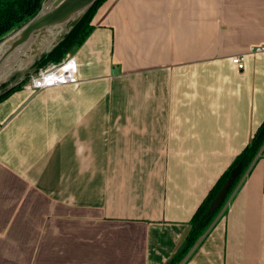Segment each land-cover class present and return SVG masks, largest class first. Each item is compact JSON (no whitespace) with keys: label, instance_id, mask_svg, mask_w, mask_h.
Returning <instances> with one entry per match:
<instances>
[{"label":"crops","instance_id":"obj_1","mask_svg":"<svg viewBox=\"0 0 264 264\" xmlns=\"http://www.w3.org/2000/svg\"><path fill=\"white\" fill-rule=\"evenodd\" d=\"M91 23L75 83L0 101V264H167L264 119V0H106ZM179 264H264V145Z\"/></svg>","mask_w":264,"mask_h":264},{"label":"trees","instance_id":"obj_2","mask_svg":"<svg viewBox=\"0 0 264 264\" xmlns=\"http://www.w3.org/2000/svg\"><path fill=\"white\" fill-rule=\"evenodd\" d=\"M105 1L106 0H96L94 4L89 7L84 14H82L78 22L64 34L63 38L50 51L43 53L34 65L36 67H43L50 63H57L61 61L67 53L83 44L93 30L91 21L97 9ZM42 2L43 0H0V39L5 34L16 29L29 18L34 16L40 9ZM28 79L29 78H26L6 91L0 93V101L4 100L12 92L21 88ZM3 86L4 84H1L0 88ZM263 145L264 119L254 132L247 145L235 156L229 166L223 171L215 184L209 190L205 198L201 201L192 215L190 228L182 246L169 260V262H167V264H179L186 257L190 256L199 242H201L207 234L209 227L213 224L215 217L226 203L238 182L244 174H247L251 170L255 158ZM238 164H240V171L233 180L230 188L227 190L224 200L214 212L209 213L206 217L202 218L203 213L207 210L210 202L213 200L222 184L229 176L230 171Z\"/></svg>","mask_w":264,"mask_h":264},{"label":"water","instance_id":"obj_3","mask_svg":"<svg viewBox=\"0 0 264 264\" xmlns=\"http://www.w3.org/2000/svg\"><path fill=\"white\" fill-rule=\"evenodd\" d=\"M96 0H43L37 13L0 39V93L26 78L36 75L53 63L36 67L41 55L50 51ZM34 65V66H33ZM240 171H231L210 202L202 218L214 212Z\"/></svg>","mask_w":264,"mask_h":264},{"label":"built area","instance_id":"obj_4","mask_svg":"<svg viewBox=\"0 0 264 264\" xmlns=\"http://www.w3.org/2000/svg\"><path fill=\"white\" fill-rule=\"evenodd\" d=\"M264 51V46L255 47L252 52ZM232 64L242 70L245 66V55H234L231 57ZM77 81V61L75 56L67 53L64 58L53 63L36 75L30 77L23 85V89L29 93L48 90L60 86L73 84Z\"/></svg>","mask_w":264,"mask_h":264}]
</instances>
